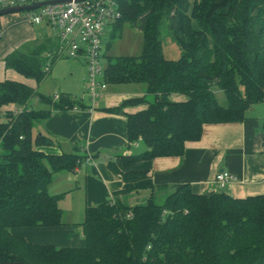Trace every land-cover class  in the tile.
Returning a JSON list of instances; mask_svg holds the SVG:
<instances>
[{
    "label": "trees",
    "instance_id": "16d2710c",
    "mask_svg": "<svg viewBox=\"0 0 264 264\" xmlns=\"http://www.w3.org/2000/svg\"><path fill=\"white\" fill-rule=\"evenodd\" d=\"M117 1L121 19L114 31L126 21L145 37L140 55L111 57L105 67L107 84L147 85L143 97L110 109L146 105L127 115L129 141L141 140L145 150L121 155L124 166L180 156L186 141L201 137L205 123L240 121L249 107L264 101V0ZM164 33L180 48L176 60L164 56ZM59 46L58 37L54 55ZM43 53L15 50L6 67L40 82L56 59ZM215 86L224 92L226 106L217 102ZM173 93L187 100L173 101ZM34 97L49 109L31 108ZM12 103L18 110L0 119V263L264 264V195L235 198L215 188L197 193L184 185L162 203L151 198L133 207L119 201L89 207L82 224L86 244L80 248L35 245L13 235L15 227L62 224L60 196L48 192L47 163L73 171L81 157L38 151L54 141L39 135L35 146L32 130L54 111L85 104L64 96L55 100L24 83L0 82V106ZM108 167L126 182L148 178L145 171L123 173L112 161Z\"/></svg>",
    "mask_w": 264,
    "mask_h": 264
},
{
    "label": "crops",
    "instance_id": "0c3cea01",
    "mask_svg": "<svg viewBox=\"0 0 264 264\" xmlns=\"http://www.w3.org/2000/svg\"><path fill=\"white\" fill-rule=\"evenodd\" d=\"M48 29L45 24H33L21 12L0 16V82L12 80L24 83L46 96L82 99L86 107L54 111L50 117L40 120L32 130L35 146L39 135L54 141L51 146H37L38 151L46 155L74 153L81 160L73 171L54 169L47 163L50 172L48 192L60 196L62 224L52 227H15L10 229L13 235L24 237L35 245L84 247L86 239L82 224L87 208L107 201H119L133 207L145 205L151 198L162 203L171 192L184 185L194 192L205 193L213 189L214 177L222 169L235 177L226 188L233 197L264 195V101L249 107L240 121L205 123L201 137L186 141L185 151L180 156L156 157L126 167L121 155H136L145 150L141 140L129 141L127 115L145 109L146 105L125 106L117 112L110 109L119 107L125 100L143 97L147 89L136 88L126 92L117 87L107 88L98 99L97 109L91 111L86 98L85 61L74 65L75 68L82 65L84 69L86 66L81 75L82 80L78 79L76 87H72V81L69 80L68 85L63 84L61 92L54 94L47 92L44 87L57 58L40 82L6 67V57L15 50H43L47 59L53 56L52 51L58 41L48 35ZM71 77L73 80L74 75ZM83 80V94L78 97L75 92L81 88ZM171 99L181 102L186 101L187 96L173 93ZM41 104L36 110L49 109L46 104ZM17 110L13 103L0 106V119H5L6 112ZM110 161L123 173L145 171L148 178L126 182L121 174L109 169Z\"/></svg>",
    "mask_w": 264,
    "mask_h": 264
},
{
    "label": "built area",
    "instance_id": "2783aa9c",
    "mask_svg": "<svg viewBox=\"0 0 264 264\" xmlns=\"http://www.w3.org/2000/svg\"><path fill=\"white\" fill-rule=\"evenodd\" d=\"M45 0H0V8L29 5ZM27 18L35 25L45 24L57 30L59 54L70 58H83L87 65V97L89 109L98 107V99L108 88L105 80V66L102 38L104 29L121 19L117 0H67L52 3L26 11ZM56 95L54 99H58ZM74 110L79 107H74ZM88 159H92L91 156ZM235 180L228 171L218 172L214 177L213 188H227Z\"/></svg>",
    "mask_w": 264,
    "mask_h": 264
},
{
    "label": "rangeland",
    "instance_id": "374dc122",
    "mask_svg": "<svg viewBox=\"0 0 264 264\" xmlns=\"http://www.w3.org/2000/svg\"><path fill=\"white\" fill-rule=\"evenodd\" d=\"M26 15V13H23ZM167 21V20H166ZM166 21H164L166 26ZM114 24H109L104 29V36L102 38V47H103V56L101 59L102 64L106 67L109 58L118 57V56H138L142 53L145 37L144 33L140 31L138 28H135L129 22H123L121 28L115 32ZM48 35L54 41H58V32L56 29L48 26ZM163 53L164 56L168 59H178L181 56V51L179 46L172 40L169 34L164 33L163 36ZM52 57L57 58L56 62L49 74V79L45 85V90L47 92H51L52 94L61 92L63 90L62 86L64 83L68 85L72 81V87H76L78 79L82 80L81 75L85 71V69L80 67L75 68L74 65L77 63L84 62L83 58H70L68 54H55ZM85 63V62H84ZM86 64V63H85ZM71 75H74L72 80ZM74 83V84H73ZM81 88H78L75 92L79 97L83 94V86L84 80L81 81ZM117 87L120 88L121 91H133L136 88H146L147 85L142 82L138 83H121V84H108V88ZM53 91V92H52ZM214 94L217 102L222 105H227V100L225 98L224 92L217 86L214 87ZM60 97V95H59ZM86 98L87 93H86ZM59 99V98H58ZM89 101V100H88ZM41 103L34 97L31 100L30 107L33 109H38L41 107ZM219 190L226 191V188H217Z\"/></svg>",
    "mask_w": 264,
    "mask_h": 264
},
{
    "label": "water",
    "instance_id": "95a60500",
    "mask_svg": "<svg viewBox=\"0 0 264 264\" xmlns=\"http://www.w3.org/2000/svg\"><path fill=\"white\" fill-rule=\"evenodd\" d=\"M66 1L67 0H45V1H40V2L33 3V4H29V5H17V6L0 8V16L9 14V13L26 12V11L37 9L47 4L64 3ZM222 171H224V169H222L221 172ZM0 264H29V263L15 261V262H5V263H0Z\"/></svg>",
    "mask_w": 264,
    "mask_h": 264
}]
</instances>
